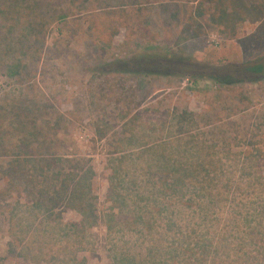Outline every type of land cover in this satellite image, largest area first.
Instances as JSON below:
<instances>
[{
    "label": "rangeland",
    "instance_id": "obj_1",
    "mask_svg": "<svg viewBox=\"0 0 264 264\" xmlns=\"http://www.w3.org/2000/svg\"><path fill=\"white\" fill-rule=\"evenodd\" d=\"M47 1L54 2V10L64 11L66 19L50 27L29 80L13 84L14 95L23 91L36 109L35 122L27 120L21 130L13 119L0 120L4 149L0 153L5 155L0 156V264H113L112 255L125 256L130 248L144 258L148 243L140 240L141 248L126 241L133 240L136 232L149 231L112 217L119 214L121 200L108 195L110 160L162 143L169 144L144 155L137 165L141 172L130 174L148 193L162 187L160 182L142 180H149L147 162H155L159 155L183 163L189 172L184 189L174 190L163 204L158 201L161 207L167 203L169 212L154 211L156 222L150 231L155 239H176L177 230L166 223L170 212L184 226L198 224V206L205 199L195 189L209 187L207 171L214 176L213 185L229 191L221 196L224 212L233 198L239 205L257 204L258 199L250 198L259 194L257 190L242 195L235 189L244 191L257 171L264 175V165L258 167L253 161L258 154L264 157V80L223 86L210 77L243 80L244 66L264 62V8L258 16L223 22L214 13L217 4L208 0ZM259 2L264 5V0ZM179 58L199 63L207 77L193 83L186 76H175L186 73L176 65ZM117 60L146 74L114 73ZM10 82L0 78V94L10 92ZM26 130L32 136L37 132V141L47 142L48 154L84 159L92 168L95 219L89 225L63 200H53L44 215L29 209L27 176L10 167ZM135 166L125 161L121 171ZM123 184L114 183L115 194L132 205L135 195L124 191ZM127 213L122 217L131 218ZM83 222L86 233L67 227H81ZM262 242L259 245L264 247ZM258 249V245L239 246L242 254Z\"/></svg>",
    "mask_w": 264,
    "mask_h": 264
},
{
    "label": "trees",
    "instance_id": "obj_2",
    "mask_svg": "<svg viewBox=\"0 0 264 264\" xmlns=\"http://www.w3.org/2000/svg\"><path fill=\"white\" fill-rule=\"evenodd\" d=\"M208 1L217 4L214 13L220 21L225 19L223 22L235 21L241 15L258 16L264 8L259 0ZM248 3L253 5L248 6ZM52 4L54 2L47 0H0V78L11 81L9 85L12 83L9 93L0 94V103L7 104L5 107L0 105V120L13 119L21 130L26 129L27 120L30 124L35 122L32 117L36 109L28 102L23 91H17L20 92L18 96L14 95L17 87H13V84L20 86L29 80V77L37 70L40 61L39 56H41L50 27L54 23L60 24L66 19L67 14L59 9L54 10L51 7ZM229 9L230 11H228ZM60 31L59 28L58 32ZM176 61V65L181 66L183 70L185 69L186 73L182 74L181 72L175 76H186L193 83L207 77L202 70H199L201 69L199 63L181 58ZM128 64L126 61L117 60L113 65L114 69L111 71L121 74H146L129 69ZM243 77L244 79L239 81L228 80L223 76L210 78L214 83L223 86L240 83L244 80L255 83L264 80V62L256 61L244 66ZM10 93L12 94L11 98H9ZM178 122L179 120L176 121V124ZM29 132L23 131L20 137L22 142L18 149L20 151L10 162L11 168L27 176L25 188H27V193L32 200V207L29 209L36 208L42 211V215H44L50 212L53 200L56 199L61 202L63 200L65 205L78 211L83 216L84 222L89 225L90 221L95 219L91 196L92 168L85 165L84 159L55 158L53 154L47 153L45 148L47 142H44L43 139L37 141L38 133L35 132V135L32 136ZM168 144L162 143L110 160L113 165L109 178L111 189L108 195L112 200L115 198L117 201L121 200L119 201L121 205L119 214L112 217L116 220L125 218L122 219L124 225L130 223L136 229L140 226L142 230L149 231L145 235L144 232L141 234L136 232L133 240L129 238L126 241V244L132 247L140 246L141 248L140 240L148 243L144 258L138 251L130 248L125 256L112 255L113 264H264V247L259 245L264 239V195L263 197L260 196V191L264 192V183H261L262 180L264 181L263 172H255L244 191L235 189V192H242V195L247 191L257 190L259 194L255 193L256 197L250 196L255 200L258 199L257 204L247 202L239 205L233 198L229 207L226 206L228 211L224 212L225 206L221 203V196L224 193L228 194L229 191L225 189L224 192L213 185L215 179L212 177L214 176L207 171V177L210 179L209 187L202 186L195 189L205 199L204 205L198 206L200 211V216L197 217L198 224L195 223L194 228H190L189 223L184 226L179 223L181 220L177 219V221L170 212L171 219L167 217L166 223L170 228L177 230L176 239L171 241L168 237L160 242L153 237L150 230L153 231L156 222L154 211L165 210L169 212L167 203L161 207L158 205V201L163 204V199L170 198L174 190V192L179 193V190L184 189L183 186H186L184 179L189 177V172L185 170L183 163L180 164L175 160L173 162V159L159 155L155 162H147L146 170H150L147 173L149 180L145 181L144 178L142 180L143 182H160L162 187L159 186L157 190L158 187H154L148 193L141 191L138 178H131L130 174L136 175L141 172L137 165L144 158V155H151L160 148L164 149ZM0 148L3 149L2 146ZM40 149L41 151H38ZM0 156L5 155L0 153ZM125 161L136 163V166L121 171V166ZM253 161L258 167L264 165V157L261 154L254 156ZM146 170L142 173L145 174ZM176 172L178 174L175 175ZM127 179L129 183H127ZM115 182L124 183L125 188L123 190L129 189V192L135 195L133 197L135 201L132 205H127V200L124 197L116 196ZM255 184H258L257 187ZM235 192L233 191V193ZM122 205L125 206L122 207ZM125 210L130 213L131 218L122 217ZM222 211L223 216H219ZM84 222L82 228L74 224H69L67 227L74 232H78L79 229L84 231L86 226ZM59 225L62 227V224L59 223ZM184 229H189L186 234L182 233ZM84 233L86 232L84 231ZM228 238L232 241H228ZM235 240H238L239 243H235ZM242 245H258L259 249L254 254L250 252L242 254L239 250V246ZM114 248L119 250L117 246Z\"/></svg>",
    "mask_w": 264,
    "mask_h": 264
}]
</instances>
